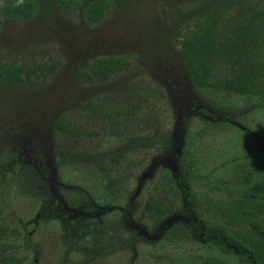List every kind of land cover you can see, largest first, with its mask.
Returning <instances> with one entry per match:
<instances>
[{
  "label": "rangeland",
  "instance_id": "1",
  "mask_svg": "<svg viewBox=\"0 0 264 264\" xmlns=\"http://www.w3.org/2000/svg\"><path fill=\"white\" fill-rule=\"evenodd\" d=\"M192 1L206 0H114L97 22L77 9L0 26V60L56 66L44 80L0 85V223L28 234L19 253L27 264H147L152 252L132 243L143 234L158 239L178 217L152 222L143 213L165 170L179 172L178 140L205 146L224 120L255 118L252 99L224 94L226 107L192 87L170 39ZM123 54L127 68L109 80L83 74L97 58ZM61 116L78 138L60 132ZM48 188L53 207L45 205ZM91 193L111 200L76 208L72 199ZM109 201L124 212L106 215ZM79 215L97 226L71 225Z\"/></svg>",
  "mask_w": 264,
  "mask_h": 264
},
{
  "label": "trees",
  "instance_id": "2",
  "mask_svg": "<svg viewBox=\"0 0 264 264\" xmlns=\"http://www.w3.org/2000/svg\"><path fill=\"white\" fill-rule=\"evenodd\" d=\"M191 5L170 39L192 87L226 107L230 104L222 99L224 94L252 99L246 104L255 118L245 122L230 117L219 124L221 134L205 146H182L175 154L179 172L166 169L143 207L145 218L152 222L178 217L160 230L158 239L143 234L132 244L136 250L137 243H143L152 252L147 264H264V0H206ZM114 6V0H0V26L77 9L86 21L97 22ZM189 20H193L190 26ZM130 57L97 58L83 74L91 80H109L127 68ZM55 67L39 61L0 60V85L44 80ZM56 125L62 134L78 138L77 126L65 117ZM49 191L45 205L53 207L56 199ZM94 195L72 201L90 212L111 200ZM105 212L124 211L113 203ZM95 219L79 215L70 224L87 230L97 226ZM21 240L30 242L26 231L0 223V264H27V256L19 255Z\"/></svg>",
  "mask_w": 264,
  "mask_h": 264
},
{
  "label": "water",
  "instance_id": "3",
  "mask_svg": "<svg viewBox=\"0 0 264 264\" xmlns=\"http://www.w3.org/2000/svg\"><path fill=\"white\" fill-rule=\"evenodd\" d=\"M178 143H179V146H178L177 148H175V152H176L177 154H180V151H181L182 146H183V141L178 140ZM175 144H177V139H176V138H175ZM175 160H176V161L178 160V157H177V156H175ZM176 165H177V164H174V167H175ZM172 172L175 173V168H174V169L172 168Z\"/></svg>",
  "mask_w": 264,
  "mask_h": 264
},
{
  "label": "flooded vegetation",
  "instance_id": "4",
  "mask_svg": "<svg viewBox=\"0 0 264 264\" xmlns=\"http://www.w3.org/2000/svg\"><path fill=\"white\" fill-rule=\"evenodd\" d=\"M109 209H111V208H109Z\"/></svg>",
  "mask_w": 264,
  "mask_h": 264
}]
</instances>
